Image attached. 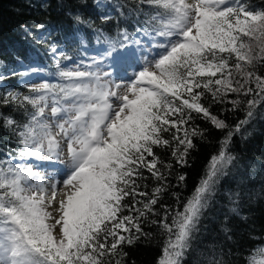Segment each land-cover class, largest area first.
<instances>
[{
  "label": "snow or ice",
  "instance_id": "snow-or-ice-1",
  "mask_svg": "<svg viewBox=\"0 0 264 264\" xmlns=\"http://www.w3.org/2000/svg\"><path fill=\"white\" fill-rule=\"evenodd\" d=\"M94 7L105 9L97 17L105 24L109 8L118 13L114 35L93 29L104 45L99 55L73 61L53 46L51 79L26 84L28 94L0 96V108L25 117L0 113V132L10 134L0 143V264H136L126 249L159 243L157 235L155 264H187L212 224L221 239L211 258L194 264H229L225 248L243 257L233 220L247 222L240 209L250 177L240 175L228 192L226 212L217 208L218 185L244 167L234 138L246 140L264 109V0H94ZM72 19L93 28L91 19ZM214 105L244 118L230 125ZM197 119L224 135L182 197L176 189L187 175L179 170L191 167L195 141L207 138ZM166 194L173 204L164 203ZM261 245L234 264H264V237Z\"/></svg>",
  "mask_w": 264,
  "mask_h": 264
},
{
  "label": "trees",
  "instance_id": "trees-1",
  "mask_svg": "<svg viewBox=\"0 0 264 264\" xmlns=\"http://www.w3.org/2000/svg\"><path fill=\"white\" fill-rule=\"evenodd\" d=\"M131 2L132 0H111L113 5ZM42 3H45L47 7H42ZM69 7L72 10L71 14L67 10ZM108 10L112 15V21L110 24H105L97 18L101 12L94 7V0H0V75L4 77L0 80V96L8 91L28 94V88L19 82V75L14 74L19 73L22 64L37 63L46 74L52 73L55 61L52 59L50 50L53 46L68 56H76L79 49L78 35L87 45H91L96 37L93 29H100L109 35H114L118 13L110 8ZM75 14L81 15L84 20H93V28H88L83 24L77 25L72 19V15ZM37 22L43 23L46 30L37 32L34 27ZM27 29H31L33 35L26 34ZM35 35L40 36V43L36 42ZM228 107L230 105H214L212 112L221 118L226 117V122L230 125L244 118L242 110L236 113L224 111ZM0 113L11 115L12 118L20 121L25 118L22 110L17 111L12 107L0 108ZM194 123L201 128L208 129L207 138L204 141H195L197 150L192 154L191 167L179 170L187 175V184L182 189H176L182 197L191 195L211 156L217 152L219 142L224 135L203 120L197 119ZM245 135L246 140L239 136L235 137L232 148L234 154L241 157V164L244 167L239 171L233 169L228 176L221 179L218 185L220 198L217 208L226 212L231 207L227 202L228 192L236 189L240 175L250 177V180L246 181L243 186V191L247 193V196L240 209L241 214L248 218L247 222L240 221L238 218L233 220L237 229L235 239L239 243L240 250L244 252V256L241 257V252L235 247L225 248L222 258L229 264H234L237 258L246 259L249 255L255 254L256 247L262 246L264 180L261 176L264 174V109L252 125L248 126ZM9 141L10 134L0 132V143ZM157 152L163 160L170 159V152L164 150H157ZM175 182L173 177L171 183L175 184ZM148 185L146 191L151 192L153 182L149 180ZM164 203L173 204V198L166 194ZM210 228L212 231L202 235V243H199L197 250L189 255L187 264L211 258L212 245L221 238L216 234L215 224L210 225ZM155 241L159 243L138 244L126 249L130 260H135L136 264H155L157 257L161 254L160 245L163 243V237L157 235ZM216 251L219 252L220 249L217 248Z\"/></svg>",
  "mask_w": 264,
  "mask_h": 264
},
{
  "label": "rangeland",
  "instance_id": "rangeland-1",
  "mask_svg": "<svg viewBox=\"0 0 264 264\" xmlns=\"http://www.w3.org/2000/svg\"><path fill=\"white\" fill-rule=\"evenodd\" d=\"M105 3H107V0H105ZM101 13H104L105 12V9L104 8H99L98 9ZM109 12V10H108ZM110 13V12H109ZM81 41H83V44H81ZM77 42H78V46H79V49L76 53V56H70L72 58L73 61H80V60H87L89 56H92V55H99L100 51L104 48V45L102 43H98L97 42V39L96 37L93 39V42L91 45H87L83 38L81 36H77ZM50 54L52 56V59H53V54L51 53V50H50ZM71 63V61H62V64H69ZM31 67H37L39 68L40 65L37 64V63H31V64H22V67L21 69L19 70V72H27ZM45 69V68H43ZM56 71V69L54 68V71L52 73H54ZM52 73H45L43 70H42V73L40 74H29L23 78H21L19 76V82L22 84V85H26V84H31V83H40L42 82L43 80H46V79H51V74ZM39 167L41 168H47L49 167L48 165H39Z\"/></svg>",
  "mask_w": 264,
  "mask_h": 264
}]
</instances>
